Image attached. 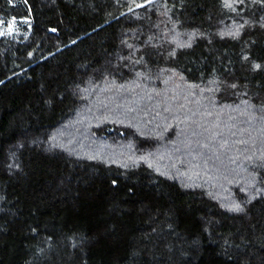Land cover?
Here are the masks:
<instances>
[{"label": "trees", "instance_id": "1", "mask_svg": "<svg viewBox=\"0 0 264 264\" xmlns=\"http://www.w3.org/2000/svg\"><path fill=\"white\" fill-rule=\"evenodd\" d=\"M0 264H264V0H0Z\"/></svg>", "mask_w": 264, "mask_h": 264}]
</instances>
